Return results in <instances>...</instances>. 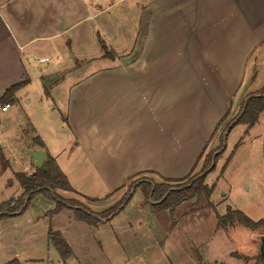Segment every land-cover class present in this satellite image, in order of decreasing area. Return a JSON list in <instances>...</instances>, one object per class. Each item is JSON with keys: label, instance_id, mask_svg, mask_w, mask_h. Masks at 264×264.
I'll return each mask as SVG.
<instances>
[{"label": "crops", "instance_id": "0c3cea01", "mask_svg": "<svg viewBox=\"0 0 264 264\" xmlns=\"http://www.w3.org/2000/svg\"><path fill=\"white\" fill-rule=\"evenodd\" d=\"M263 44L264 0H0V97L15 84L22 89L36 69L44 89L47 74L102 60L101 67L77 78L65 92V141V134L54 129L47 139L33 114L27 121L31 133L20 126L19 138L7 140L0 132V209L22 193L16 173L30 175L36 168L27 156L28 167L11 168L18 144L43 148L73 191L100 199H83L94 214L110 208L131 177L147 175L156 182L183 177L196 166L212 126L230 111L223 114L224 106H232L243 81L250 84L254 79L257 67L248 70L247 65L256 64L252 56ZM19 88L7 109L0 104L2 118L10 116L13 104L20 108ZM53 111L47 106L44 113L56 124ZM137 190L140 204H149L152 212L153 202L144 200L140 187L132 189L131 196ZM50 209L41 206L37 220ZM69 209L74 213L68 204L53 215L54 220L61 217L52 230L60 232L71 249L73 234L98 229L114 217L87 227L80 220L74 223ZM48 224L44 237L52 246Z\"/></svg>", "mask_w": 264, "mask_h": 264}, {"label": "rangeland", "instance_id": "374dc122", "mask_svg": "<svg viewBox=\"0 0 264 264\" xmlns=\"http://www.w3.org/2000/svg\"><path fill=\"white\" fill-rule=\"evenodd\" d=\"M262 52L264 44L252 56L256 64L249 62L247 65L248 70L257 67V71L243 97L264 85ZM69 54V51L64 53L63 59H67ZM52 61L53 59L48 63L50 68L53 66ZM70 66L68 68L71 70L44 76V89L37 69L24 87L19 88L20 108H14L13 104L10 116L2 118L0 114V132L7 140L18 137L20 126L31 133L32 126L27 121L30 114H33L47 139H50L54 129L65 134L61 136L65 141L69 134L61 120L65 117L64 107L62 108L65 104V92L77 78L101 67L102 60L94 59ZM246 81H243L242 86ZM240 89L233 98L232 106H224L223 114L230 111L215 127L212 126L203 155L193 171L179 177H186V181L200 175L204 156H217L216 161L210 165L214 164L213 169L206 174L204 180L207 186L213 185L208 195L199 193L171 211L149 213L151 206L147 203H143V206L140 204L141 194L137 190L127 205L115 213L109 224L99 226L98 229L90 227L88 232L73 234V239L70 240L73 255L63 261L54 247L47 246L44 237L46 224L49 223L52 230V226L58 225L61 217L53 219L56 200L37 194L30 198L28 206L19 215L0 218V264L12 259L10 264H17L18 260H29L28 264H263L259 248L261 237L264 236V223H260L255 230H249L236 222L230 225L225 217L228 211H239L252 221L264 222V112L258 114L251 126H231V119L239 109L237 106V110L233 112ZM48 92L54 99L48 96ZM26 99L31 103L27 104ZM47 106L54 108L56 124L52 117L46 119L44 112ZM212 109L213 107L210 111ZM59 121L63 126H60ZM22 142H25L24 137ZM4 152L7 156V151ZM13 152L16 155L14 154L15 160L10 158L11 168L20 170L28 167L22 149L17 147ZM141 177L149 178L147 175ZM61 191H54L61 200L88 205V202L83 201L88 197L80 196L83 192L70 191L65 196ZM41 206L51 209L41 218L44 220L38 221L37 211ZM67 211H70L67 214L77 223L74 213H71L73 210ZM49 219H53L55 223ZM68 230L72 233L70 225Z\"/></svg>", "mask_w": 264, "mask_h": 264}, {"label": "trees", "instance_id": "16d2710c", "mask_svg": "<svg viewBox=\"0 0 264 264\" xmlns=\"http://www.w3.org/2000/svg\"><path fill=\"white\" fill-rule=\"evenodd\" d=\"M103 50L105 55H110L104 46ZM19 87L20 84H15L7 88L0 97V104L9 102L8 100L11 99L15 90ZM260 112H264V85L257 92L247 93L243 97L239 104L238 112L231 119V126L235 124L251 126L257 120ZM203 152L204 151H202L197 157L196 163L201 159ZM216 158L217 156L211 157L210 154H206L203 158L201 174L190 177L186 181L184 180L186 177L175 180L163 179L160 182L145 177H141L140 179H133L131 177L126 186V190L121 197L110 208L99 214H94L86 205L76 204L71 200L63 201L54 193L55 190L73 191V189L69 185L66 176L59 169L55 160L52 157L47 156L42 167L35 168L32 174L26 175L24 173H16L22 193L18 198L11 199L4 203L2 207L5 206V208L0 209V211H2V213H0V218L22 212L30 198L40 192L56 200L54 212H58L69 204L70 208L74 209V216L77 220L90 226H96L100 219L115 215L117 211L122 209V207L128 202L131 196V191L135 187H140L146 202H153L152 208L154 212L162 210L171 211L183 201L194 198L199 193L208 195L212 191L213 185L210 187L207 186L204 180L206 174L213 169L214 164L212 166L210 165L212 162L216 161ZM193 169L190 172H192ZM170 182H175V184L171 185ZM86 200L90 202L100 201V199L91 198H87ZM225 217L230 225L236 222L249 230H255L260 223H264L262 220L252 221L239 211H228ZM47 240L55 248L60 259L63 261L72 255L71 248L60 232L49 230L47 233ZM260 259L264 264V256H260Z\"/></svg>", "mask_w": 264, "mask_h": 264}, {"label": "water", "instance_id": "95a60500", "mask_svg": "<svg viewBox=\"0 0 264 264\" xmlns=\"http://www.w3.org/2000/svg\"><path fill=\"white\" fill-rule=\"evenodd\" d=\"M249 80L245 82V84L242 86L241 90H240V93L237 97V100H236V104H235V107H234V110L233 112L236 110L237 106L239 105L242 97H243V94L249 84ZM231 115V114H230ZM22 149V151L24 152V154L31 159V161L33 162L34 166L36 168H41L42 165L44 164L45 162V159H46V153H45V150L43 148H38V147H35V148H26L24 146H18ZM259 252H260V256H264V236L261 237V242H260V248H259Z\"/></svg>", "mask_w": 264, "mask_h": 264}, {"label": "built area", "instance_id": "2783aa9c", "mask_svg": "<svg viewBox=\"0 0 264 264\" xmlns=\"http://www.w3.org/2000/svg\"><path fill=\"white\" fill-rule=\"evenodd\" d=\"M44 60H46V59H44V58H41L40 59V61H44ZM9 107V104L8 103H5L2 107H1V109L2 110H5V109H7Z\"/></svg>", "mask_w": 264, "mask_h": 264}, {"label": "flooded vegetation", "instance_id": "af4514ba", "mask_svg": "<svg viewBox=\"0 0 264 264\" xmlns=\"http://www.w3.org/2000/svg\"><path fill=\"white\" fill-rule=\"evenodd\" d=\"M261 242V241H260Z\"/></svg>", "mask_w": 264, "mask_h": 264}]
</instances>
